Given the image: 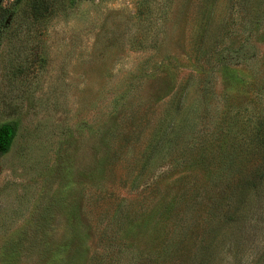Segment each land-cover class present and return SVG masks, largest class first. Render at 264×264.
Here are the masks:
<instances>
[{"label": "rangeland", "instance_id": "obj_1", "mask_svg": "<svg viewBox=\"0 0 264 264\" xmlns=\"http://www.w3.org/2000/svg\"><path fill=\"white\" fill-rule=\"evenodd\" d=\"M0 2V264H264V0Z\"/></svg>", "mask_w": 264, "mask_h": 264}, {"label": "trees", "instance_id": "obj_2", "mask_svg": "<svg viewBox=\"0 0 264 264\" xmlns=\"http://www.w3.org/2000/svg\"><path fill=\"white\" fill-rule=\"evenodd\" d=\"M13 15V10L3 9L0 2V31L6 27V19ZM19 123L17 121H5L0 123V157L7 154L17 136Z\"/></svg>", "mask_w": 264, "mask_h": 264}]
</instances>
